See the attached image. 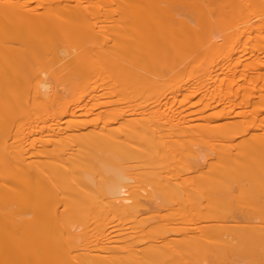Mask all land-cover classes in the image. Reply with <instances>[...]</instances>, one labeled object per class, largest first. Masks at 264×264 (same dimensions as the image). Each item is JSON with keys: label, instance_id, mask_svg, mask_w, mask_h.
<instances>
[{"label": "bare ground", "instance_id": "obj_1", "mask_svg": "<svg viewBox=\"0 0 264 264\" xmlns=\"http://www.w3.org/2000/svg\"><path fill=\"white\" fill-rule=\"evenodd\" d=\"M0 264H264V0H0Z\"/></svg>", "mask_w": 264, "mask_h": 264}]
</instances>
